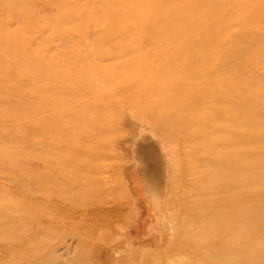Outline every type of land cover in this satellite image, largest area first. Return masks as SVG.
I'll list each match as a JSON object with an SVG mask.
<instances>
[{"label":"rangeland","instance_id":"obj_1","mask_svg":"<svg viewBox=\"0 0 264 264\" xmlns=\"http://www.w3.org/2000/svg\"><path fill=\"white\" fill-rule=\"evenodd\" d=\"M119 1L135 0H0V264L233 260L234 189L264 178V131L229 127L242 126L245 117L264 123V106L218 114L216 98L196 90L202 81L187 93L191 104L169 103L168 96L184 87L180 78L202 77L215 66L172 80L167 66L155 62L165 41H150L142 31L162 15L148 0H136L137 9L119 17ZM176 1L158 22L183 14L174 9ZM201 1L220 17L240 19L229 23L236 25L230 44L206 43L200 53L213 56L228 44H248L242 54L250 58L247 65L256 66L261 57L250 49L264 52V35L255 31L264 27V0ZM241 17L252 32L237 27ZM198 23V33H212ZM4 32L23 45V60L40 56L49 74L34 71L35 59L7 69ZM252 69L239 74L244 92L264 98L263 74ZM245 164L257 172L249 185L250 180L236 186L234 174L249 169ZM242 201L240 212H246ZM262 201H253L255 210L264 209Z\"/></svg>","mask_w":264,"mask_h":264},{"label":"bare ground","instance_id":"obj_2","mask_svg":"<svg viewBox=\"0 0 264 264\" xmlns=\"http://www.w3.org/2000/svg\"><path fill=\"white\" fill-rule=\"evenodd\" d=\"M106 1L109 2L110 0H106ZM138 1L137 2L136 0L132 2L119 1L118 4L120 6L115 7L116 8L115 13L120 17L121 14L123 16L127 14L130 10H134V9L136 10L139 5ZM143 1L145 2V0ZM148 1H146V5L151 7L153 12L156 10L155 13H157L158 16L162 15L167 18L165 13L169 12L170 8L173 6V3H174L173 1H176V0H166V1L164 0L163 2H161L162 0H151V1L148 0ZM197 1L196 0L194 1L180 0L178 5L174 4V5H177V8H174V7L173 8L174 9L180 8L181 10L183 9V14L180 16L179 15L176 16L173 22L169 20H167L169 22H164V21L163 23H161L160 21L158 22V20H160L163 17L157 16L159 19L156 21V24L158 23L159 25L158 24L155 25L154 23V24H151L152 26H149L146 24L142 28L143 29L142 31L145 32L146 35H149L148 39L150 41L158 42V43L160 41L161 43L165 41V44L163 45L162 49H160L161 51L157 53L158 58L155 62H156L157 67H158V64L159 66H164V65L167 66V69L172 74V80L176 79V77L179 74H182V73L184 74L194 69L199 70L202 67H208L210 65L215 66L214 70H211L210 72L206 73L202 77L193 76L190 78H185V77L180 78L179 81L182 82L184 87H180V89L176 90L173 94L168 96L167 98L169 100L168 102L170 103L175 100L185 99L188 101V104H191L193 101L192 99H187V96H188L187 93L190 89H193V84L195 81H202V83L200 82V84L197 86L196 90L197 91L206 90L205 92H201L202 96L209 97V98H212V97L216 98V100L214 101V109L216 110L218 114L234 116L235 112L237 113H239L240 111L249 112L248 110L254 108L255 106H259V107L264 106V98L261 92L260 93L252 92V91L244 92V90H246L247 88V84L244 83V81L239 77L240 73L250 72V69L253 68L252 70H254V68H257V70L258 71L260 70V72L263 74L262 76L264 78V54H262L264 52L262 51L259 52L258 49L251 48L250 49L251 53L255 54L259 58L261 57L260 58L261 61H259V63L256 66H251V64L247 65L246 61L250 60V58H246L247 56L243 55L242 52L246 50L249 47V45L246 44L242 46L236 43V46L234 44V46L231 47L229 45L230 43L226 41L227 38L233 37L234 35L233 28H236V25H232L229 23L233 19L235 21L239 20L240 17L237 15L233 16L232 14L224 15V17H220V15L215 12V8L213 9L214 10L213 11L211 10V8H209L210 6H206L205 3H203L204 4L203 5L202 1L201 2H197ZM216 9H217V6H216ZM221 10H224V9L221 8ZM217 11L219 12V10ZM171 13L173 14V12H170L169 15ZM99 17H100L99 15H96V17H93V18L97 19ZM165 17L164 19H166ZM218 18H220V20L224 19L227 22L220 23ZM241 18H242L241 20H243L242 21L243 23L240 25L237 24V27L240 26V28L243 29L245 32L246 31L252 32V30H249L251 28L248 24V21H245V18L243 17ZM152 21L154 22V20ZM152 21L151 23H153ZM197 21L200 24H203L204 26L208 24L207 26L208 28L210 27L212 29V33L207 34V36L203 35L202 33H198L193 28L196 25ZM104 22L106 23V26H111L109 21H104ZM258 28H261V29H258ZM154 29L156 30V32H152V30ZM255 31L259 32V34L264 35V27H256ZM238 34L240 36L243 35L241 31L235 33V35H238ZM246 35H249V33H247ZM2 38H3L2 40L7 41V44H8V46H6L8 48L7 50V55H8L7 69H10L12 66H14L15 63H19L24 60L26 61L28 60L30 62L32 59H35L37 62V66H35L36 70L34 71H37L38 74L40 73V75H41V72H45L46 74L49 72L46 65H43L40 56H34L33 54V55L27 56L28 59L24 57V60H23L21 58L19 48L22 49L23 45H20L19 43L20 41L17 42L15 38L11 37L9 34L5 32L2 34ZM166 40L169 42H166ZM171 41H173V44L175 45L171 44ZM206 43L208 44L214 43V44H217L218 46L219 45L223 46L225 44L227 46V43H229L228 44L229 48L225 49V51L220 50V52L215 53L213 56L210 53H208V51H206L205 53H200L202 52L200 51L201 47H203ZM177 47L182 48L180 53L177 51ZM229 49H231V53L227 51ZM210 52L214 53L212 51ZM236 59L242 60V62L236 63L235 62ZM231 66H233V68L235 69H232ZM168 78L169 80H171L170 79L171 75ZM49 79H52V81L57 80L55 75L52 76L51 74H50ZM42 83L43 82L41 81L40 84L42 85ZM49 83L51 84V82ZM53 83L54 82H52V84ZM77 83L78 82H76L75 85H78ZM43 84L46 85L47 82L45 81V83ZM35 87L37 86L35 85ZM228 101H234L235 106H231L230 104H227ZM255 108H258V107H255ZM259 122L255 118L245 117L242 121V126L240 127L237 126L238 128L229 127V126L227 127H229L233 131H237L238 133H241V131L242 132L245 130L247 131L251 127L256 126L259 129H261L263 132L264 123L261 120H259ZM173 130L174 132L179 131V129L174 126H173ZM244 137H247V136L244 135ZM247 165L249 169L241 170L238 168V170L235 172L234 180L236 179L235 180L236 186L241 185V183L239 184V182H243V181L247 182L248 180H250L249 183H247L249 185L250 182L253 181L250 178L252 174L256 173L257 171L256 169L255 170L250 169L249 164ZM242 168H244V166ZM229 173L233 174L234 171L229 172ZM256 178H258V176ZM262 179L259 181V183H254L253 186L251 184L250 185L251 187L249 188H246L242 184V186H239V187L237 186L234 189L235 194L233 195L234 198L232 202H233L234 210H235V207L237 209L235 210L237 211V213L236 215H234L236 224L234 227L232 226V229H231L232 239L234 243L233 245L232 244L230 245V248H229L231 249L230 251L229 249L226 248L227 251H229V255H228L229 258L231 257L233 259L232 261H229V264H264V209L257 208V210H255L254 204H253L254 200L264 201V178ZM257 187L260 188V190L255 189ZM232 191L230 190V192L233 194ZM241 200H243L242 202H246L245 204L246 212H240L241 205L238 204V202ZM236 201L237 203L235 205ZM243 238H245V243L239 244L238 242H240ZM218 241L220 244L224 243L222 239ZM221 253H222L221 254L222 256L224 252H221ZM244 257L250 260L246 261V258ZM251 261H255V262H251ZM217 264L219 263L217 262Z\"/></svg>","mask_w":264,"mask_h":264}]
</instances>
